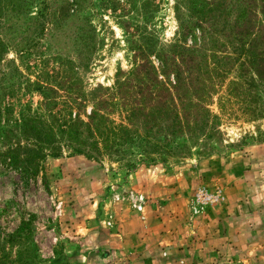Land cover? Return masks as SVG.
Returning <instances> with one entry per match:
<instances>
[{
    "label": "rangeland",
    "instance_id": "374dc122",
    "mask_svg": "<svg viewBox=\"0 0 264 264\" xmlns=\"http://www.w3.org/2000/svg\"><path fill=\"white\" fill-rule=\"evenodd\" d=\"M51 1L50 12L60 0ZM77 1L69 25L53 34L48 24L27 52L34 23L21 18L8 51L0 54V71L7 75L0 90V264H13L26 248L41 264H264V83L250 69L241 75L234 64L227 74L212 75L207 59L202 105L213 124L209 138L177 136L175 144L183 142L176 147L186 145L192 154L186 158L170 155L175 144L154 148L138 138L96 161L63 147L59 157L42 159L37 171L27 164L39 144L19 134L23 118L45 122L81 102L72 117L85 118L93 93H110L142 62L136 45H151V80L165 88L174 81L172 74L162 75L156 54L178 42L175 0H155L147 14L145 0H114L123 12L133 10L122 17L130 21L129 34L105 9L107 0ZM40 8L35 1L29 16ZM84 19L94 28L92 55L72 39ZM180 43L198 47L199 32ZM223 51L217 55L229 56L231 45ZM130 92L117 100L123 115H112L116 122L129 112L126 102L139 100L138 89L132 97ZM143 134L139 124L135 138Z\"/></svg>",
    "mask_w": 264,
    "mask_h": 264
},
{
    "label": "trees",
    "instance_id": "16d2710c",
    "mask_svg": "<svg viewBox=\"0 0 264 264\" xmlns=\"http://www.w3.org/2000/svg\"><path fill=\"white\" fill-rule=\"evenodd\" d=\"M35 1L41 8L34 16L32 13L29 16V9ZM154 1L143 2L142 9L146 14ZM50 2L52 1L0 0V54L8 51L11 41L16 37L15 30H19L21 18L32 17L30 20L34 23V29L29 32L30 38L24 48L27 52L40 43L48 24H51L50 32L56 34L69 25L67 22L77 16L80 8L77 0H60L50 12ZM103 2L105 9L115 14L129 34L130 21L123 20L122 17H129L133 10L123 12L125 9L114 0ZM173 8L180 30L178 42L170 45L168 50L156 54L162 67V75H173L171 86L159 87L157 80L150 79L151 70L154 71V68L146 59V53L151 45L147 44L144 48L136 45V57L142 62L123 82L116 81L110 93H93L92 109L85 118H80L79 113L72 117L73 108L79 110L83 102L77 106L67 104L55 117H51L52 120H44L45 122H33L23 118L22 123L17 126L19 134L24 140L39 144L36 149H30L31 155L25 159L27 164L33 165L37 171L42 159L59 157L63 147H67L72 155H83L96 161L122 144H134L138 138L140 142L146 141L154 148L170 147L175 144L177 136L183 133H187V139L190 140L198 134H201L199 137L205 134L209 138L213 123H210V115L202 105L208 86L200 78L201 72L207 71L209 67L208 58L212 61L208 74L217 75L216 71L227 74L235 64L241 75L245 74L246 69H250L257 82L264 83V0H175ZM48 17L53 22L48 23ZM86 21L84 19L79 29L75 30L72 39L78 49L84 48L87 54L92 55L97 44L94 28ZM194 30L199 32L200 44L198 47H184L180 42L186 41ZM227 44L231 45V54L219 57L217 53L224 52ZM207 52H210L209 56ZM78 54H81V50ZM6 76L5 71H0V90L5 88L2 82ZM134 89H138L139 100L126 102L130 107L129 112L116 122L111 116L122 107L117 100L124 99L128 90L132 97ZM190 97H194L195 102L191 100L187 104ZM119 113L123 115V112ZM139 124L142 125L144 134L135 138ZM159 134H163L162 138L158 137ZM181 142L183 141H178L175 148ZM182 146L183 148H177L170 155L178 159L192 155L189 150H184L186 145ZM166 153H170L169 150ZM25 225L26 223H22L18 234L22 233ZM22 244L25 245L24 242ZM54 252L58 254L57 251ZM35 258L32 249L26 248L25 252H17L13 264H41Z\"/></svg>",
    "mask_w": 264,
    "mask_h": 264
},
{
    "label": "crops",
    "instance_id": "0c3cea01",
    "mask_svg": "<svg viewBox=\"0 0 264 264\" xmlns=\"http://www.w3.org/2000/svg\"><path fill=\"white\" fill-rule=\"evenodd\" d=\"M125 246H128V245H126V244H124Z\"/></svg>",
    "mask_w": 264,
    "mask_h": 264
}]
</instances>
